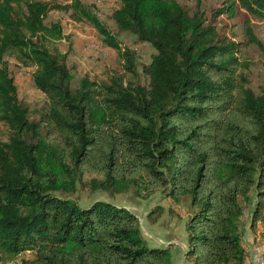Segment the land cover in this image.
<instances>
[{"label": "trees", "instance_id": "1", "mask_svg": "<svg viewBox=\"0 0 264 264\" xmlns=\"http://www.w3.org/2000/svg\"><path fill=\"white\" fill-rule=\"evenodd\" d=\"M68 1L0 0V264H172L173 248L150 246L131 212L81 207L80 191L185 202V259L245 264L243 225L264 237V90L247 87L237 54L264 48L248 27L236 43L216 24L240 11L264 19V0H115L108 23ZM54 9L90 25L118 71L72 85L61 28L44 23ZM122 35L152 49L140 73ZM9 52L44 96L36 118L17 99Z\"/></svg>", "mask_w": 264, "mask_h": 264}, {"label": "rangeland", "instance_id": "2", "mask_svg": "<svg viewBox=\"0 0 264 264\" xmlns=\"http://www.w3.org/2000/svg\"><path fill=\"white\" fill-rule=\"evenodd\" d=\"M39 1L49 6L69 4L68 0ZM80 1L83 4L92 6L94 14L106 23H108L109 13L116 7L115 0ZM178 1L188 7L193 5L192 0ZM203 1L204 7H215L220 6L222 0ZM218 20L216 28L232 41L236 43L244 42L247 39L244 35V29L248 27L264 48V19L254 18L240 11L232 18L221 16ZM51 22L58 23L61 28L63 37L54 45L66 57L67 65L73 76L72 85L84 75L91 80L103 81L110 74L118 71L116 53L103 46L95 30L85 21L75 18V14L70 9L66 11L55 9L48 11L44 23L47 25ZM120 40L123 46L134 51L137 58V72L140 73V67L149 62L152 49L147 44L137 43L134 38L128 35H122ZM239 49L237 57L243 63L244 69L242 68L241 71L246 76L247 87L254 93H257L260 89L264 90V54L254 45L240 46ZM16 56L15 52H9L4 59L13 78L17 99L27 106L32 118H36L35 113L40 108H46V102L44 96L32 84L30 75L32 68L24 66ZM139 76L140 81L144 83V77L141 74ZM77 196V202L81 207H86L95 201L101 200L128 210L138 219L140 231L147 243L152 247L170 246L173 248L172 264L180 262L182 254H177L174 251L176 248L180 249L181 247H183V252L186 250L184 227L190 216V210L185 202L173 203L169 199L163 198L159 193L152 194L146 200L134 198L130 193L109 197L101 192L88 193L87 191H80ZM242 229V244L244 245L252 232H250L249 226L243 225ZM260 238L262 237L260 236ZM258 244V252L260 253L262 249L264 255V245L262 243ZM22 256L27 258L28 252ZM253 258L250 257V260Z\"/></svg>", "mask_w": 264, "mask_h": 264}, {"label": "crops", "instance_id": "3", "mask_svg": "<svg viewBox=\"0 0 264 264\" xmlns=\"http://www.w3.org/2000/svg\"><path fill=\"white\" fill-rule=\"evenodd\" d=\"M252 233H250L247 242L244 243L245 245V252H246V259H245V264H248V262L252 261L250 260V257H254V253L255 250L258 248V243H262V245H264V237L261 236V232H260V228L259 225H256L253 229V231H250ZM258 236V237H256ZM260 236L262 238H260ZM254 240V241H253ZM256 243V244H255ZM263 248V247H262ZM183 247L180 248V252H177L176 250L174 252H176L177 254H182L181 258H180V262L178 264H191L190 261H188L187 259H185L184 257V252H183Z\"/></svg>", "mask_w": 264, "mask_h": 264}, {"label": "built area", "instance_id": "4", "mask_svg": "<svg viewBox=\"0 0 264 264\" xmlns=\"http://www.w3.org/2000/svg\"><path fill=\"white\" fill-rule=\"evenodd\" d=\"M261 249V248H260ZM259 249H256L254 252V258L252 259L250 264H264V255L262 249L260 253L258 252Z\"/></svg>", "mask_w": 264, "mask_h": 264}]
</instances>
